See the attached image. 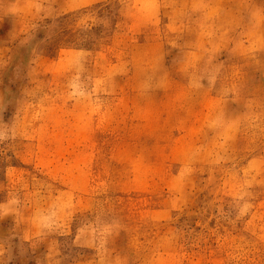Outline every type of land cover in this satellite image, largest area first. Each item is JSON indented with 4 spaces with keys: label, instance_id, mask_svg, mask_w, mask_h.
Segmentation results:
<instances>
[{
    "label": "rangeland",
    "instance_id": "obj_1",
    "mask_svg": "<svg viewBox=\"0 0 264 264\" xmlns=\"http://www.w3.org/2000/svg\"><path fill=\"white\" fill-rule=\"evenodd\" d=\"M0 264H264V0H0Z\"/></svg>",
    "mask_w": 264,
    "mask_h": 264
}]
</instances>
